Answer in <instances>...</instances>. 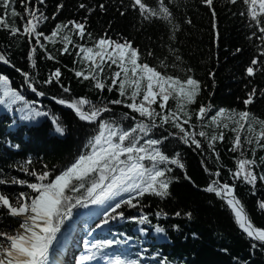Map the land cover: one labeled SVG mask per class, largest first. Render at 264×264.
<instances>
[{
    "label": "snow or ice",
    "instance_id": "1",
    "mask_svg": "<svg viewBox=\"0 0 264 264\" xmlns=\"http://www.w3.org/2000/svg\"><path fill=\"white\" fill-rule=\"evenodd\" d=\"M170 2L171 0H156L155 5H150L146 0H129L120 15H125L131 9L143 20L165 22L174 39L180 25L174 21ZM19 3L23 13L16 8L17 0H0V30H6L13 37H27V60L31 69L37 68L38 50L43 51V59L59 62L44 42L53 46L62 44L60 56L72 54L69 45H73L78 49L74 64L79 62L82 65L79 70L73 69L75 77L81 83L90 81L92 87L101 93L105 89L109 93L115 90L119 98L106 102L101 100L97 104L86 97L71 100L51 97L56 104L71 109L80 121L95 126L94 134L84 145L85 150L68 166L59 170L58 174L56 170H50L47 164L43 165L42 170L33 168V161L29 158L18 166V170L34 178V181L15 176L0 178V186L18 185L30 190L20 191L18 194L0 190V228L6 227V218H11L17 225L12 231L0 230V264H56V246L60 243L62 229L72 221L74 210H89L87 215L101 217L96 228H101L110 221L124 219L125 214L121 210L124 207L140 208L142 212L144 205L141 201L144 197L152 196L163 200L171 195L170 187L178 180V177L172 175L173 166L183 171L184 178L191 181L181 154L176 152L170 156L164 150L166 141L175 138L190 148L194 146V151L203 152L204 143L198 137L203 138L207 142V148L218 160L216 145L217 142L225 141L226 132L233 134L230 137L229 151L237 154L235 171L229 169L232 183H222L218 179L219 171L212 172L205 168L210 177L217 179H211L203 191L215 194L225 203L234 223L249 239L252 250L264 249V227L254 224L245 205L236 195L237 181L249 186L252 195H256L258 184H264V171H258L264 168V155L257 156L258 152L264 151V119L258 118L249 110L257 99L264 98V88L253 86L246 93V98L241 101L244 110L219 108L209 116L213 111L211 103L200 104L198 109H193L202 92V82L191 74L192 69H180L185 72L183 77L168 74L159 70L169 67L164 60H160L156 66L144 62L140 49L126 38L113 39L107 32L99 38H93V34L87 32V17L82 21L57 23L50 34H45L40 30L41 27L50 19L56 20L64 7L63 3L56 6V12L51 17L41 7L46 5V0H19ZM199 3L210 13L214 40L218 44L220 34L216 24V0H199ZM226 3H239L243 6L239 15L248 20V27L252 29L248 39L258 42L254 45L256 54L244 73L248 83L252 84L253 78L258 74L264 75V0H226ZM78 7L89 15L95 11L83 2ZM98 7L101 11H106L104 4ZM17 18L22 22V29L16 25ZM185 22L190 24L191 20L187 19ZM73 36H78L80 40L87 36L91 46L75 43ZM240 51L237 48L235 53ZM147 55L153 56V52L148 51ZM175 61H181L178 54L175 55ZM0 62L19 73L23 78L21 87H26L27 91L38 98L46 96L45 91L38 89V84L55 83L63 93L71 92L70 87L62 83L60 68L51 71L45 80L40 81L32 72L16 67L7 52L0 51ZM113 66L116 70H113ZM171 67L177 68L178 64L173 63ZM209 75L215 84V74ZM169 101L174 102V107L169 106ZM38 103V100L26 99L20 90L11 86L7 75L0 74V106L8 112H18L21 121L29 122L38 117L50 116L49 112L36 107ZM110 105H122L137 115L124 112L119 120L105 119L104 115L113 111ZM128 119L134 121V124L125 128L120 120ZM51 122L55 133L65 134V128L57 117L52 116ZM161 129L167 134L153 138L154 132ZM93 208L99 211H90ZM257 209L264 212V200L257 201ZM175 215L179 217L181 212L177 211ZM185 215L191 218V213ZM130 219L140 224L149 222L148 216L144 214ZM155 231L163 233L164 229L156 227ZM91 234L89 231L88 235ZM123 243H127V240L85 239L84 253L77 258V264H93L99 260H103L105 264H140L139 259L122 258L106 251ZM223 251L226 253L227 249ZM158 264H167V261L163 259Z\"/></svg>",
    "mask_w": 264,
    "mask_h": 264
},
{
    "label": "trees",
    "instance_id": "2",
    "mask_svg": "<svg viewBox=\"0 0 264 264\" xmlns=\"http://www.w3.org/2000/svg\"><path fill=\"white\" fill-rule=\"evenodd\" d=\"M81 2L94 8L95 11L89 15L85 10L79 9L78 5ZM146 2L155 5L156 0H146ZM60 3H63L64 7L56 20L50 19L40 29L45 34H50L57 23L69 20L82 21L87 17V32H91L93 38H99L105 32L113 39L126 38L133 42L134 47L140 49L144 62L156 66L160 60H164L169 67L159 70L168 74L183 77L185 72H181L180 69L190 68L191 74L202 82V92L193 109H198L200 104L211 103L213 111L209 116L215 114L219 108L244 110L241 101L246 98V93L251 91L253 86L258 89L264 88V75L258 74L253 78L252 84L248 83L244 75L245 68L256 54L254 45L258 42L255 39H248L252 29L248 27V20L239 15L243 8L239 3L231 5L226 3V0H216L218 13L216 24L220 34L218 44L214 40L210 13L200 5L199 0H171L169 6L174 21L180 25L174 39L165 22L143 20L131 9H128L125 15H120V11L125 10L129 0H46V5L41 7L51 17ZM100 4L106 6V11L100 10L98 7ZM16 8L23 13L19 0ZM187 19L191 20L190 24L185 22ZM16 25L22 29L19 18L16 20ZM73 40L75 43L91 46L87 36L84 40L73 36ZM44 43L48 50L57 56L59 62L43 59V51L38 50L37 68L33 70L27 60L29 51L27 37H13L6 30H0V51L7 52L16 67L32 72L40 81L45 80L51 71L60 68L62 83L71 89L70 93H63L55 83L38 84V89L46 92V99L38 98L27 91L26 87H21L23 78L19 73L13 68L0 64V74L10 78L13 88L20 90L29 101L38 100L36 107L50 113L49 117H38L39 119L35 121L25 122L19 119L18 112H8L0 106V178L15 176L30 182L34 181V178L18 170V166L29 158L33 161V168L42 170L43 165L47 164L50 170L54 169L58 174L59 170L68 166L85 150L84 145L94 134L95 126L80 121L72 111L59 107L47 98L58 96L71 100L86 97L97 104L101 100L106 102L119 98L115 90L109 93L105 89L101 93L92 87L90 81L81 83L75 77L73 69L79 70L82 65L79 62L74 64L78 49L73 45H69L72 54L60 56L59 50L63 47L62 44L57 43L53 46L48 42ZM237 48L241 51L235 53ZM169 49L175 51L170 52ZM148 51H152L153 56H148ZM177 54L181 57L179 62L175 61ZM173 63L178 64V67H171ZM113 70H116L115 66ZM209 73L215 74V84ZM169 106L174 107V102L169 101ZM110 107L113 111L106 113L105 119L119 120L124 112L137 115L122 105H110ZM157 110H159L158 106ZM249 110L258 118L264 119V98L257 99ZM52 116L57 117L65 128L64 135L55 133L51 122ZM120 123L128 128L134 124V121L120 120ZM196 130L198 131L199 128ZM206 130L210 131V129ZM161 134L167 133L162 129L155 131L153 138H159ZM232 135L231 132H226L225 141L217 142L218 160L207 148V142L203 141V138L198 137L204 143L203 152L194 151V146L190 148L175 138L166 141L164 150L170 156L176 152L181 154L191 181L184 178L183 171L173 166L172 175L178 177V180H175L170 187L171 195L163 200L152 196L144 197L141 201L144 205L142 212L140 208L124 207L121 209L125 214L124 219L110 221L109 224L96 228L101 217L89 216L86 214L87 211L82 212V209L74 210L70 222L79 223L80 226L77 230L79 239H77L78 247L73 264H77V258L84 253L85 239L127 240V243L114 245L106 251L111 255H120L122 258L139 259L140 264H158L163 259H166L167 264H264V249L252 250L249 239L238 229L225 203L215 194L203 191L211 179H217L210 177L205 168L212 172L219 171L218 179L222 183H232L229 169L235 171L237 156L236 153L229 151ZM261 155H264V151L257 153V156ZM258 171H264V168ZM0 190L9 194H18L20 191L30 192L26 187L18 185L0 186ZM236 195L245 205L254 224L264 227V212L257 209V201L264 200V184H258L256 195H252L249 186L237 181ZM177 211L181 212V216L175 215ZM157 213H166V215L158 216ZM186 213H191V218L185 215ZM142 214L148 216L149 222L140 224L130 219ZM70 222L62 232L69 231ZM4 224L6 227L0 230L12 231L17 226L11 218H6ZM156 227L163 228L164 232L157 233ZM89 231L92 233L90 236ZM223 249H227V252L225 253ZM157 253L159 255H156ZM93 264H105V262L99 260Z\"/></svg>",
    "mask_w": 264,
    "mask_h": 264
},
{
    "label": "rangeland",
    "instance_id": "3",
    "mask_svg": "<svg viewBox=\"0 0 264 264\" xmlns=\"http://www.w3.org/2000/svg\"><path fill=\"white\" fill-rule=\"evenodd\" d=\"M39 119V118H38ZM97 209H95V208H93V209H91V211H96ZM88 211V210H87ZM76 227H77V224H72V226H71V229H70V232L69 233H67V234H61L60 235V243L56 246V248H57V252H55L54 253V257H56V255L59 253V252H61V249L63 248V247H67V246H70L71 247V243H70V238L71 237H74L75 235H74V233L76 232L75 231V229H76ZM76 239V238H75ZM59 248H61V249H59Z\"/></svg>",
    "mask_w": 264,
    "mask_h": 264
},
{
    "label": "water",
    "instance_id": "4",
    "mask_svg": "<svg viewBox=\"0 0 264 264\" xmlns=\"http://www.w3.org/2000/svg\"><path fill=\"white\" fill-rule=\"evenodd\" d=\"M0 64L1 65H3L2 64V62H0ZM40 98H42V99H46V97H40ZM47 99H49V100H51V101H53V102H55L54 100H52L51 98H47ZM58 105V104H57ZM59 107H62V108H64V109H67V110H70V111H72L71 109H69V108H67V107H65V106H61V105H58ZM73 112V111H72ZM74 113V112H73ZM75 114V113H74Z\"/></svg>",
    "mask_w": 264,
    "mask_h": 264
},
{
    "label": "bare ground",
    "instance_id": "5",
    "mask_svg": "<svg viewBox=\"0 0 264 264\" xmlns=\"http://www.w3.org/2000/svg\"><path fill=\"white\" fill-rule=\"evenodd\" d=\"M54 259H56V258L54 257ZM57 261H61V264H67V263L65 262V259L63 260V262H62L61 259H60V260L57 259Z\"/></svg>",
    "mask_w": 264,
    "mask_h": 264
}]
</instances>
